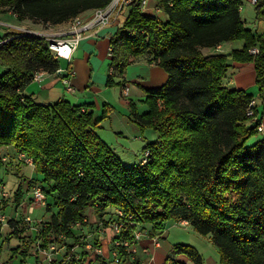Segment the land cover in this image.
<instances>
[{
  "label": "trees",
  "instance_id": "trees-1",
  "mask_svg": "<svg viewBox=\"0 0 264 264\" xmlns=\"http://www.w3.org/2000/svg\"><path fill=\"white\" fill-rule=\"evenodd\" d=\"M113 1L0 0V14L13 11L21 21L60 24ZM140 1H132L111 39L108 81L115 83L114 77L123 76L142 56L169 75L160 89L148 92L147 112L132 109L134 122L159 133L145 147L147 161L140 160L137 167H126L98 135L101 120L108 118L106 110L98 121L90 105L66 100L41 104L25 94L36 72L54 73L61 67L45 38L8 31L0 35V65L5 68L0 75V147L12 145L33 159L46 183L41 185L47 202L53 196L58 208L54 213L53 204L47 205L52 215L36 231L35 240L20 236L27 229L20 226L25 220L10 219L6 236L0 220V241L25 239L12 249L11 259L18 253L26 258L31 242L48 247L63 240L61 235L75 238L73 227L85 223L89 208L101 215L120 209L124 219L131 215L140 227L153 223L162 228L171 219L187 220L199 234L211 235L220 264H264V138L249 144L260 131L258 122L247 124V109L255 98L223 83L229 59L253 62L264 97V34L245 26L241 0H158L167 22L146 15ZM255 5L264 18V0ZM237 39L245 45L230 54L202 52ZM253 47L259 48L258 54L250 53ZM3 164L0 157V167ZM3 209L0 203V218ZM176 251L192 264H204L192 245H180ZM122 253L129 260L123 248ZM66 264L76 261L71 258ZM169 264L186 263L172 259Z\"/></svg>",
  "mask_w": 264,
  "mask_h": 264
},
{
  "label": "crops",
  "instance_id": "crops-1",
  "mask_svg": "<svg viewBox=\"0 0 264 264\" xmlns=\"http://www.w3.org/2000/svg\"><path fill=\"white\" fill-rule=\"evenodd\" d=\"M131 5L132 2L129 1L120 5L112 13L109 24L91 27L85 33V37L81 40L78 48L74 51L71 61L64 60L60 62L62 70L54 73L40 71L39 78L31 81L25 90V94L41 104H53L60 100H66L72 105H90L88 109L93 112L95 120L98 121L103 118L106 110L108 118L101 120L100 127L103 129V124L108 122L109 126L119 134H124L130 130L129 124L137 125L131 118L133 107L139 113L142 110L147 112L149 107L145 103V99L148 92L160 89L167 82L169 75L163 67L151 61L149 56H142L127 67L123 76L114 77L115 83L108 84L112 73L111 39L127 18L132 7ZM142 10L146 15L156 17L162 22L168 21V15L159 5L158 0H147ZM93 13L94 10H88L80 16L88 20L92 17ZM8 15L9 17L11 16L9 13ZM71 21L52 24L50 29H64L68 27ZM41 26V23H37L36 27L41 28ZM241 47L243 48V46L229 41L215 47L202 48V52L205 55L230 54L234 50L242 49ZM229 62L232 67L229 68L227 76L223 78V83L230 88L244 89L250 94H257L254 63H240L232 61V59H229ZM4 71L5 68L0 65V75ZM69 72L73 74L69 76ZM67 76H69L68 83L64 81ZM70 87L71 90L69 89ZM256 106L259 112L258 118L264 127V105L261 106L256 101ZM247 124H253V122L250 121ZM98 135L111 147L110 140L103 133L99 132ZM263 135L264 129L259 132V135L252 137L249 143L252 144L260 140ZM5 150L11 151L8 153L14 156L11 157L5 153L3 154ZM113 151L117 154L115 150ZM19 156L20 153L17 152L14 146H1L0 157L4 161L1 167L6 166L5 164H8L10 160L15 164L20 161L26 163ZM30 166L34 167V165ZM1 183L6 187L3 180H0ZM35 183L46 185V183L42 182V178L31 177L28 179L25 191L23 184L20 182L14 192H9L6 187V191L10 195L8 200L2 201L0 198V203L4 207L2 214L4 216L3 221H5V217H8V220H27V217L31 218L30 221L27 220L30 222L31 228H27L20 236L22 238L26 237L25 239L33 236V240H35L36 231L42 227L43 222L48 221L49 218H46V216L52 213L47 210V205L51 204L49 201L50 197L45 205H36L33 213H29V207L33 201L31 189ZM18 196H21L19 200L17 199ZM37 211H43L45 214L34 216ZM113 211L114 209H107L101 215L97 213L94 207L89 208L85 223L73 227L76 237L59 240L57 249L50 251L48 254L41 251L39 242L34 241L29 246V254L26 258L23 254L18 253L15 258L11 259L12 249L22 244V241L25 240L16 238L17 244L11 246L8 250H1L0 261L4 252L8 251L10 254L8 255L9 259L5 262L1 261L3 264H28L27 260L29 258L35 259L34 264H66L71 258L76 261V264H115L112 255L114 233L110 229L106 232L98 231L99 224L110 220ZM176 223L182 226L191 225L187 220H178ZM4 229L5 227L3 226ZM141 230L143 233L138 244L135 259H129L120 264H136L139 261L145 264H169L172 259L192 264L186 254L176 251V248L183 244L196 247L203 256L204 264H220L219 248L213 243L210 234L201 235L196 231H194L196 233L191 231L189 236H173L169 229L166 228V222L162 228H158L153 223L144 224L141 226ZM8 232H10V229ZM12 238L15 237L13 236ZM93 246H101L103 248V255L97 254ZM67 253L68 257L66 258Z\"/></svg>",
  "mask_w": 264,
  "mask_h": 264
},
{
  "label": "built area",
  "instance_id": "built-area-1",
  "mask_svg": "<svg viewBox=\"0 0 264 264\" xmlns=\"http://www.w3.org/2000/svg\"><path fill=\"white\" fill-rule=\"evenodd\" d=\"M132 2L133 0H114L109 6L103 9L94 10L92 17L88 20H85L80 15L72 19L68 27L61 30H52L50 27L51 23L43 24L44 28H39L35 26H30L25 24L23 21L19 20V16L16 12L9 11L8 13L14 18V21L11 20H1L0 26L5 27L8 32L20 33V34H29L37 37L45 38L49 44V49L57 60H68L71 61L74 51L78 48L81 40L85 37V33L95 25H106L111 21V15L114 13L120 5L126 2ZM252 4H257L259 0H248ZM147 0H141V6H145ZM242 9V5L240 6ZM8 38L7 40H9ZM5 41V40H4ZM112 49H110L111 51ZM250 53L256 55L259 53L258 47H253L250 49ZM62 70L59 68L58 71ZM40 71L36 72L33 76V79L39 78ZM72 72H69V76L72 75ZM69 76L65 78V82H69ZM71 90V87L69 88ZM256 100H252L247 109V116L251 119L253 123L258 122V130L263 131L264 127L260 122L258 116L256 115L255 109ZM20 158L24 159L26 163L34 165L33 159L25 153H20ZM149 157V152L144 151L141 161L145 163ZM31 193L33 196L32 204L29 207V213H33L34 207L36 205H45L47 203V195L43 190V187L40 183H35L32 186ZM0 198L2 201L8 200L10 198L9 193L6 191L5 185L0 184ZM0 220L3 222L4 216L1 215ZM27 220H31L30 217H27ZM186 222V221H185ZM81 223L76 224L80 226ZM110 229L114 233L113 239V248L112 255L114 258L115 264H120L125 262V256L122 253V248L125 249L128 253L129 259H135V255L138 251V244L142 236V230L140 224L133 220V216L129 215L124 219V212L120 209L114 211V216L110 218L107 222H101L98 227L99 232H106ZM130 231V237L124 236L125 232ZM60 238L65 239V235H61ZM95 252L99 255H103V248L101 246H93ZM57 249V242H53L48 247H41V251L45 254H48L50 251H55ZM2 264V263H0ZM136 264H145L142 261L137 262Z\"/></svg>",
  "mask_w": 264,
  "mask_h": 264
},
{
  "label": "rangeland",
  "instance_id": "rangeland-1",
  "mask_svg": "<svg viewBox=\"0 0 264 264\" xmlns=\"http://www.w3.org/2000/svg\"><path fill=\"white\" fill-rule=\"evenodd\" d=\"M241 1H242V9L240 11V15H241V19L244 21L245 26L257 34H264V18L258 16L256 5L252 4L248 0H241ZM0 19L14 21V18H12L11 16L9 17L8 12L4 14H0ZM23 22L30 26H35V27L37 26V23L30 19H24ZM42 27L44 28V26H41V28ZM6 32H7L6 28L0 26V35H3ZM233 42L236 45L239 44L243 47L245 45L244 40H241V39L234 40ZM63 61H64L63 59L60 60V62H63ZM240 63H249V62H240ZM229 65H230L229 68H231L232 66L230 62H229ZM255 82H256V79H255ZM254 98L256 101H258L259 105L261 106L264 105V97L260 95V90H259L258 85H257V94H254ZM143 112L145 111L142 110L141 114H143ZM129 125H130V130H128L124 134H119L116 132V130L112 129L109 126L108 122H106L105 124H103L104 128L102 129L101 127H99L97 132L103 133V135L106 136V138L110 140L111 142L110 148L117 152V155L119 156V158L122 160L123 164L126 167H137L138 165H140V160L143 157L144 148L147 146L148 143L155 141L158 138L159 133L152 128L142 129L138 124L137 125L129 124ZM257 135H259V133L256 134V136ZM263 138H264V135L262 136L261 139ZM8 152H11V151L5 150L3 154L5 153L7 155H10L11 157L14 156ZM5 165L8 168L6 166L0 167V180H3L9 192L11 191L14 192L17 189V186L19 185L20 182L23 184L24 191H25L29 178L31 177L40 178V179L42 178L41 174L37 173L33 166L27 165L25 162L20 161L17 164H15L13 163L12 160H10L9 163ZM9 167L11 168L12 171L10 170ZM49 201L51 204H53V212L56 213L58 208L55 205L53 196L50 197ZM42 214H45V213H43V211H37L34 216H40V215L42 216ZM51 215L52 213L49 216L47 215L46 218H50ZM29 223L30 222H26L25 220L22 222V224H20V226H26L27 228H31ZM3 226L5 227L4 236H6L9 230L8 229L9 227L8 217H5V221H3ZM166 228L169 229V231L172 233L173 236L175 235L177 236L188 235L189 236L191 231H193V233H196L194 232L195 230L192 227V225L182 226L180 224H177L174 219L166 221ZM197 236H199V234H197ZM2 241L3 239L0 241V245L2 244V247H3L1 250L3 249L8 250L11 246H14L18 242L16 238H12L11 240L5 241L3 243ZM8 255H10L9 252L5 251L3 254V257L1 256V261L5 262L7 259H9ZM27 263L34 264L35 259L29 258L27 260Z\"/></svg>",
  "mask_w": 264,
  "mask_h": 264
}]
</instances>
